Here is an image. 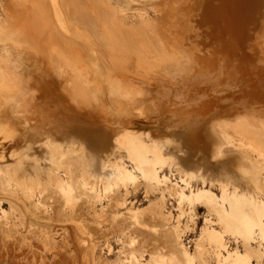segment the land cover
<instances>
[{
    "label": "rangeland",
    "instance_id": "obj_1",
    "mask_svg": "<svg viewBox=\"0 0 264 264\" xmlns=\"http://www.w3.org/2000/svg\"><path fill=\"white\" fill-rule=\"evenodd\" d=\"M31 3L27 0L25 6L17 7L15 0H0V53L5 50L14 60H0L11 82L4 85L12 97L11 102L5 105L6 116L3 113L0 115V264H120V260L128 264L131 255V259L133 255L137 258L140 256L146 264H167V258L170 259L172 254L168 235L178 225L180 228L176 227L175 230L179 229L181 241L196 264L199 247L205 243L203 248L208 251V247L213 245V241L202 231L204 225L209 222L213 223L208 224L210 227L217 225L205 220V206L191 212L186 203L179 206L177 198L167 190L165 198H162V189L166 185L173 188L174 183L181 181L179 159L189 151L183 140V132L186 133L189 127L201 134L195 147L198 156L211 148L213 128L222 140L216 145L215 154L208 159V172L217 179V192L222 190L221 183L224 181L231 184L233 190L240 178L237 166H231L228 161L232 162L231 157L235 153L241 160H248V154L234 146L238 144L237 141L229 142L222 128L228 129L229 119L239 124L242 117L248 114L254 120L264 118V0L259 1L257 8L254 6L248 18L251 22L247 21L246 27L251 31L248 29L239 36L241 39H234V46L229 44L232 37L222 29L224 25H213L204 14L203 4L196 3V0H104L110 9H120L118 24L125 36L142 43L149 42L152 37L161 42L154 45H161L162 49L149 48L141 53L126 44L112 27L111 30L107 29L100 4L94 0L61 1L62 16H65V11L69 13L75 19L77 28L70 27L64 19L63 25L76 33L67 32L58 21L55 23L50 0H43L46 6L43 7L41 21L32 20ZM28 6H31V10ZM12 18L29 21L24 24L25 33H18L27 39L25 46H20L21 51L6 50L11 46L8 38L14 35V30L8 27ZM19 56L24 62L17 65ZM97 84H126L135 87L139 93L142 90L146 92L144 96L142 93L138 95L142 98L139 108L138 105H125L120 109L118 103L110 99L108 92L101 94L106 97L105 102L94 114L103 120L98 128L110 137L109 166L124 160L132 168L130 148L144 145L151 149V158L155 157L157 153L153 152L158 149L157 155L163 164L158 169L161 175L167 174L168 182L157 184L158 188L155 183L154 188L141 177L139 185L133 184L138 186L136 188L131 184L122 185L116 191H111L110 195H102L99 199L89 198L88 202L92 203L89 205H94L92 208H86L88 202L84 203L82 199H78L79 202L60 189L57 192L55 185L46 191L31 193L22 187L18 189L16 183H3L4 179L1 181V178H4L7 166L18 165L22 158H28L24 166H28L27 173H31L33 158L42 160L43 168L55 152H71L76 148V133L70 124L78 128L83 126L70 119L72 115L85 118L90 112L84 106H79V112L73 109L76 107L73 89ZM225 89L228 91L225 92ZM16 91L24 94L21 106L14 101L13 93ZM227 106L231 112H228ZM210 111V117L205 115ZM193 114L201 119L194 118ZM1 123L5 126L1 127ZM202 123L207 126L202 127ZM229 130L226 132L232 134L230 127ZM100 145L105 144L100 142ZM100 155V152L94 151L97 167L98 160L102 158ZM65 161L71 160L66 156ZM239 181L241 184L247 183L241 178ZM126 189L129 190L127 193ZM79 205L82 207L78 208ZM141 216L144 217L141 219ZM234 244L230 238L229 248L232 249ZM252 245L258 247L259 243L253 242ZM154 254L166 262L152 260ZM205 256L212 264L223 259L212 248L205 252ZM252 260L254 264H261L255 257ZM220 263L225 264V261Z\"/></svg>",
    "mask_w": 264,
    "mask_h": 264
},
{
    "label": "bare ground",
    "instance_id": "obj_2",
    "mask_svg": "<svg viewBox=\"0 0 264 264\" xmlns=\"http://www.w3.org/2000/svg\"><path fill=\"white\" fill-rule=\"evenodd\" d=\"M29 1L32 2L31 4H32V7L34 9V10L33 9L31 10L30 9L31 6H28L29 9L33 12L31 19L35 20L37 22L41 21V19L43 18L42 15H44L43 7L46 6V4L43 3V0H29ZM61 1L62 0H50V7L52 10V14H53V18L55 20V23L58 21L59 24L62 26V28H64L67 32L76 33L75 31L69 30L68 28L65 27V25H63V19H64L67 21V23L70 25V27H72L73 29L77 28V25L74 24L75 19H73L69 15V13H67L65 11V13H64L65 16H62L63 12H62V9L60 7ZM94 1L96 2V4H100V10L103 14V18L105 19V21L108 25L107 29L108 30L114 29L115 31H117L119 36L121 37V39L126 44H128L132 48H134V50H136L138 53L146 51L149 48H157V47L161 48L162 47L161 45H154V44H161V42H159L158 38H156V37H152V39L149 42L146 41V42L142 43V42H137V41L131 40L130 38L125 36L121 30L122 27L120 28V26L118 24V21H119L118 15L121 12L120 9H115V10L110 9L109 7H107L105 5L104 0H94ZM259 1L260 0H218V1H215V0H196V3L203 4L202 8H204V14L208 18V20L213 23V25H215V26L218 25V27H222L221 24L224 25V27H222V29L224 28L226 33L228 32L232 37L231 38L232 41H229V44L230 45L232 44V46H234V44H235L234 39H236L237 37L239 38V36H241V35H244L245 31H247L249 29L246 27V23H247L248 18L250 17V15L252 13L251 12L252 9L254 8V6H255V8H257L256 5L259 3ZM26 4H27V0H15V5L17 7L25 6ZM258 8H259V6H258ZM21 17H22V15H21ZM252 17H255V16H252ZM77 18H79V17H77ZM22 19H23V17H22ZM27 22H29V21L24 20L23 22H21L20 19L18 20V19H14V18L11 19V22H8V27H9V29L14 30V35L12 34V36L8 38V41L11 43V46L7 47V49H6L7 51L11 50V49L21 51L20 46H25L27 39H23L22 37H20L18 35V33L20 31L22 33H25V30H23V29H24V24ZM250 22H251V20H250ZM253 25L254 24H252V26ZM110 27H112V28L110 29ZM218 27H216V28H218ZM249 31H251V30L249 29ZM252 31H254V30L252 29ZM145 33H146V31H145ZM252 35H253V32H252ZM239 39H241V38H239ZM135 40H137V39H135ZM6 43H8V42H6ZM167 46H169V45H167ZM227 47H229V46H227ZM232 51H233V48H232ZM4 52H5V50H4ZM4 52L0 53V60L9 59V60L14 61L8 52H5V53ZM157 52H158V50H157ZM19 59L20 60L16 62L17 65L24 62L22 57L19 56ZM102 79L104 80L103 77H102ZM10 83L11 82L8 80V76L6 75L5 70L2 68V65L0 64V104L2 103L1 107H0V115L3 113L4 116H6L5 110L7 109V107L5 105L7 103H10L11 99H12V97L10 96V92H8L10 90L7 89L4 84H10ZM13 84H15V83H13ZM228 88H230V87L228 86ZM77 89L78 88L73 89V93H74V96L76 98V100H75V106L76 107H74L73 109H75L77 112H79L80 111L79 106H81V107L84 106L90 112V114H89V116H86L85 118H81L78 115H72V117L70 119L74 123H78V124H81L83 126V127H79V128H83V129H79L78 126L76 127V126H73V124H70V125H72L74 132L76 133V138H77L76 139V143H77L76 148L71 152H69V151L68 152H64V151L63 152L62 151L55 152L52 150L53 152H55L52 155V157H55L56 164H55V166L48 164L45 167H43L44 172L41 175H35L33 171H31V173H27L28 166H24L23 170H19L18 165L7 166L5 174L3 173L4 178H1V181H2V179H4L3 183L9 184V185L11 183H14V184L16 183L18 186V189L20 187V189L23 188V189L27 190V192H31V193H34L35 191L43 192L44 190L46 191V189H48V188L50 189L51 185H55L57 187L56 190L60 189L61 191L66 192L70 198H72L76 201L78 199H82L81 201H83L84 203H87L89 198H92V199L98 198L99 199L102 195H104V196L108 195V194L110 195L111 191L113 192L114 189L116 191V189H118L119 186H122V185L126 186L128 184H131L133 186L134 183L139 185L138 180L141 177L146 179L148 181V183L151 184L152 186H155V183H156L157 188H158V185L160 183H163V182L167 183L169 177L167 176V174L161 175L160 174L161 170L158 169L159 168L158 166H160V168L163 166V164L161 163L162 162L161 157L159 155H157L158 149L154 150L153 153L154 154L157 153V154L155 155V157L151 158L150 157V155H151L150 154L151 153L150 148L144 147V145H141L140 147H137L134 149L131 147L130 153L132 155V159H131L132 168L129 167L127 165L126 161H124V160L119 161L118 163H115L112 166H109L107 160H108V157L110 156L109 155L110 154V142H109L110 137L101 128H98L100 123L103 120L96 117V113L100 110V106L103 107V103L105 102V99H106V97H103L101 94H106L108 92L110 95V99L115 100L118 103L117 105L120 109L121 107H124L125 105H128V106L134 105L135 107H137L136 105H138V108H139V105H141V103H142V101H141L142 98L138 97V95L140 96V94L142 93V95L144 96V94L146 92L144 93V90L140 89L143 92L141 91V93H139L137 91V89H135V87L129 86L126 84H108L106 86L103 84H97V85L91 86L89 88H84V89L80 88L78 90ZM212 90L213 89H211L210 91H212ZM226 90L227 89H225V92L228 91V90L227 91ZM212 93H214V92H212ZM13 94H14V101H16L17 105L19 104V106H21L22 102L24 101V99H23L24 94H22L21 91L20 92L16 91ZM214 94H212V95H214ZM220 94H223V93L221 92ZM203 96H205V95H203ZM204 98H206V97H204ZM199 99H200V101L202 100L200 97H199ZM230 99L235 100V99H233V97H231ZM230 99L228 98V100H230ZM232 100H230V101H232ZM211 101H213V100H211ZM143 102H145V101H143ZM188 102H190V101H188ZM185 103H186V101H185ZM222 108H223L222 110L224 111V107H222ZM227 108L229 109L230 107L227 106L226 109ZM217 109H220V108H217ZM227 110H226V112H227ZM231 111L232 110H228V112H231ZM94 112H96V113L94 114ZM210 112H208L209 114L207 113L205 115H208L210 117V115L212 114V112L211 113ZM216 112H218V111H216ZM200 114H198V115H200ZM217 114H219V113H216V115ZM237 114H239V113H237ZM111 115H113V114L111 113ZM186 115H189V114H186ZM196 115H197V113H196ZM201 115L205 116L204 114H201ZM251 115H253V114L251 113ZM192 116H194V114ZM248 116H250V114H248ZM248 116L245 115L244 118L242 117L241 123H239V124L235 123L236 120L229 119V124H230L229 127L232 129V132H233V133L231 132L232 134L229 133V131H230L229 127L227 129V130H229L228 132H226L227 130L225 127L222 128V132L224 130L223 133L226 135L228 141L231 143L234 141H237L238 144L234 145V146H237L242 152H245L248 154V160H245V161L241 160L240 158H238L239 155L237 153H235L231 157V158H233L231 160L232 162L230 163L228 161V163L230 165L232 164L231 166H237L236 168H238L239 177L241 178V180L242 179L246 180L247 183L241 184L239 181V179H240L239 178L237 180V182L235 183V185L233 186V190H231L232 185L224 181L223 183H221L222 184V190H220V193L217 192V189H218L217 183H216L217 179H215V177L212 173L208 172L210 169V163H209L208 159H209V157H212L215 154V149H216L215 147L218 143H221L220 141H222V140H220L218 137V134H216L217 130H215V128H213V135L211 136L212 141L209 139L210 143H211V148L207 152L202 151V153H204V154L203 155L201 154L198 156L196 154L197 151L195 150V147H196V143L201 139V134L197 133V130L193 129L192 127H189V129L186 133L183 132V134H185V136H184V139L182 138L185 141V147L187 146L189 149L187 147L186 148L189 151H188L187 155H185L184 158L181 157L179 159V166L181 167V171L180 170L179 171L182 173V176L180 175L181 178L180 177L179 178L181 179L180 183L181 182L182 183L180 184V183L176 182V180H175L176 183L173 184V188H171L172 186H170V185H166L165 188L162 189V198H165L164 197L166 194L165 191L167 190L169 194L174 195L177 198V200L179 201L178 204L180 203L179 206H181V203L182 204L186 203L189 206L191 212H193L194 209L199 207V206H205L206 207V211H207L206 213L207 214L205 216L206 217L205 220L206 221L208 220V222L209 221L215 222L216 225L218 226V229H217V226H215V227L214 226L213 227L208 226V224L210 223L209 222L208 224L206 223L204 225L202 231L208 235V237L210 238L209 240L213 241V243L210 242L211 244H213L212 247H208V249L212 248V250L215 253H217L218 257L223 256V259L222 260L219 259L220 261L219 262L217 261L218 262L217 264H221L220 262H224V261H225V264H254V262L252 260L254 257L257 260V262L264 264V210L253 211L252 209L245 207L244 212L242 214L236 211V209L238 207H240L242 205V203L245 201L251 200V201H256L257 203L264 201V118H263V120H261L260 119L261 117L260 118L257 117L254 120V119H252V116H250L251 118H249ZM254 116L256 117V115H253V117ZM171 117L174 118V115ZM176 117L177 116L175 115V118ZM195 117H198V116H194V118ZM198 118H200V117H198ZM0 119H2L1 116H0ZM204 119H202V120H204ZM256 119H260V120L256 121ZM71 121H67V122L73 123ZM1 124H2L1 127L5 126V124H3V123H1ZM206 126L207 125L204 126V123H202V127H206ZM204 129H206V128H204ZM208 129H207V131H208ZM202 134H204V133H202ZM205 138H206V135H205L204 139ZM100 142H102L106 146L104 145L101 147ZM180 143H182V140H180ZM182 145L183 144H181V146ZM94 151H96V153L98 152V154L100 152L101 153L100 156H102V158H100L98 160V167L96 166L97 160L94 157ZM218 152H220V151H218ZM225 153L226 152H224L222 154L223 158H224ZM66 156H68L71 161H69V162L65 161ZM223 162H225V159H223ZM116 169H119L118 175H115ZM0 171L2 172V170H0ZM55 186H52V187H55ZM125 186H123V187H125ZM136 186H133V187L136 188ZM156 186L154 188H156ZM99 188H101V189H99ZM127 191H129V190L126 189V193H127ZM57 192H58V190H57ZM115 193H117V192H115ZM119 194H120V191H119ZM120 197H121V195H120ZM70 198H68V199H70ZM70 201H72V200H70ZM78 201L81 202L80 200H78ZM89 203L90 202L87 203L86 208L88 206H91V205H89ZM108 203H110V202H108ZM121 203H123V202H121ZM90 204H92V203H90ZM186 204H184V205H186ZM81 205L83 206L84 204H81ZM112 205H113V203H112ZM82 206L79 205L78 208H80ZM93 206L94 205H92L91 208ZM113 206H115V204ZM185 207H187V206H185ZM182 208L183 207H181L180 209H182ZM76 209H77V207H76ZM184 209L186 210V208H184ZM82 210H84V209H82ZM181 211H183L182 213H185L184 210H181ZM114 212H115V209H114ZM132 213H134V212H132ZM135 213L137 214V212H135ZM182 213H180V214H182ZM103 214H101V215H103ZM112 214H114V213H112ZM127 214L129 215V212ZM187 214H188V212H187ZM191 215H193V213H191ZM118 216H119V214H118ZM195 216H197V215H195ZM137 217H140V216H137ZM142 217H144V216H141V219H142ZM180 217H181V215H180ZM191 217L193 218V216H191ZM111 219H113V218H111ZM128 219H130V218H128ZM136 219L141 220L140 218H136ZM148 219H149V217H148ZM100 220L102 222V219H100ZM86 221H87V218H86ZM160 222H162V220H160ZM211 223H210V225H211ZM140 225H142V224H140ZM88 226H89V224H88ZM133 227L134 226H131V229ZM162 227H164V226H162ZM176 227H179V225L175 226V229H176ZM188 227H189V225H188ZM93 229H94V227H93ZM175 229H172V231H170L169 235L166 233L169 236L168 241H170V243H171V251H172V254H170L171 256L169 255L170 259L167 258V260H168L167 264H179L180 261L184 262L186 264H195L194 259H193L194 257H192L189 254L190 252L187 251V247H185L184 246L185 244L183 245V242L181 241V236H180L181 234L178 232L179 229L178 230H175ZM148 230L150 231V229H148ZM166 230H168V229H166ZM132 231H131V233H132ZM123 232H126V231H123ZM96 233H98V232H96ZM76 234H77V232H76ZM128 234L129 233L127 232V235ZM205 234L204 235L200 234V235L202 237H205V236H207ZM137 235H138V232H137ZM139 237H140V235H139ZM167 237H166V239H167ZM230 238H232V242L234 241V243H235L234 247H232V249L229 248V246H228V241ZM144 239L145 238H143V240ZM202 239H204V238H202ZM131 240H132V237H131ZM207 240H208V238H207ZM147 242L148 241H145V243H147ZM202 242H204V241H202ZM253 242H258L259 246L254 247L252 245ZM136 245H137V243H136ZM197 246H199V245H197ZM204 246H205V243H204V245L199 247L200 249L198 251L199 252L198 258L197 259L195 258L197 260L196 264L197 263L198 264H212V263H210V260H208L207 257L205 256V252H208L210 249L208 250L205 247L208 250V251H206L203 248ZM208 246H210V245H208ZM142 248H144V247H142ZM147 249L148 248H146V249L144 248V250H147ZM125 250L127 251V249H124V251ZM156 251H158V249H156ZM156 251L154 253H156ZM150 253H151V251H150ZM197 253L195 252V254H197ZM139 254H141L140 251H139ZM151 255H152V253H151ZM159 255H161V254H159ZM131 256L129 258V260H131V261H129L127 259L129 261L128 264H146L143 259L139 258L140 256L137 258V257H135V255H133L132 259H131ZM141 256H143V255H141ZM150 257H152V256H150ZM159 258L154 254V257H152V260L154 259V260H158V261L159 260L164 261L163 259H159ZM164 262H166V261H164ZM123 263L124 262L122 261V263H121V260H120V264H123ZM159 263L160 262H158V264ZM114 264H115V262H114ZM124 264H126V263H124ZM156 264H157V262H156Z\"/></svg>",
    "mask_w": 264,
    "mask_h": 264
},
{
    "label": "clouds",
    "instance_id": "obj_3",
    "mask_svg": "<svg viewBox=\"0 0 264 264\" xmlns=\"http://www.w3.org/2000/svg\"><path fill=\"white\" fill-rule=\"evenodd\" d=\"M15 114V113H14ZM28 161V158H22L21 160L18 161V169L19 170H23L24 164L25 162ZM32 165H33V172L35 175H41L44 172V169L42 168V164L44 163L42 160L37 159V158H33L31 160ZM47 163L50 165L55 166L56 164V159L55 157L50 156L49 159L47 160ZM119 174V169H116L115 175ZM248 207L250 209H252L253 211H261L264 210V201H261L259 203H257L256 201H245L242 203V205L240 207H238L236 209L237 212L239 213H243L244 212V208Z\"/></svg>",
    "mask_w": 264,
    "mask_h": 264
}]
</instances>
